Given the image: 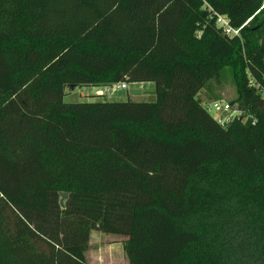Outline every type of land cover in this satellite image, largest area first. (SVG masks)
I'll return each instance as SVG.
<instances>
[{
    "label": "trees",
    "instance_id": "16d2710c",
    "mask_svg": "<svg viewBox=\"0 0 264 264\" xmlns=\"http://www.w3.org/2000/svg\"><path fill=\"white\" fill-rule=\"evenodd\" d=\"M226 67L251 118L223 126L198 94ZM121 82L155 101L64 102ZM258 86L264 0H0V264H89L91 230L129 264H264Z\"/></svg>",
    "mask_w": 264,
    "mask_h": 264
},
{
    "label": "rangeland",
    "instance_id": "374dc122",
    "mask_svg": "<svg viewBox=\"0 0 264 264\" xmlns=\"http://www.w3.org/2000/svg\"><path fill=\"white\" fill-rule=\"evenodd\" d=\"M214 81V80H213ZM211 84V83H210ZM214 89H202L198 98L202 105H211V101L219 95L222 99L231 101L236 98V89L231 79L229 68H224L222 78L219 82L213 83ZM98 92H103L99 94ZM156 86L153 82H129L127 88L116 91L113 95L104 86H78L72 88L66 86L64 102H124L132 101H155ZM59 197V203L61 201ZM67 199V198H66ZM66 199H64V204ZM63 204V205H64ZM61 205V203H60ZM127 238L121 235L104 234L98 230H91L88 250L86 252L89 264H129L124 251V242Z\"/></svg>",
    "mask_w": 264,
    "mask_h": 264
},
{
    "label": "built area",
    "instance_id": "2783aa9c",
    "mask_svg": "<svg viewBox=\"0 0 264 264\" xmlns=\"http://www.w3.org/2000/svg\"><path fill=\"white\" fill-rule=\"evenodd\" d=\"M211 10L216 16L217 27H219L224 34L230 37L238 36L240 34V28L232 27L226 15H223L216 10L213 9ZM106 87L111 93V95H113L116 91L127 88V83L121 82ZM98 93L102 94L103 92H98ZM260 93L264 97L263 88L260 89ZM211 102H212L211 105L208 104L206 106L207 112L211 114L217 120V122L223 126L228 125L234 119H241L242 116H244L243 111L240 110L236 104H231L230 101H227L225 99H220V100H213ZM250 118H251L250 115L244 116L243 122H247L248 119ZM252 120L255 121V119Z\"/></svg>",
    "mask_w": 264,
    "mask_h": 264
},
{
    "label": "water",
    "instance_id": "95a60500",
    "mask_svg": "<svg viewBox=\"0 0 264 264\" xmlns=\"http://www.w3.org/2000/svg\"><path fill=\"white\" fill-rule=\"evenodd\" d=\"M71 87L72 88H75L76 86L75 85H71ZM68 197V193L67 192H61V201H60V203H61V205H63L64 204V199H66Z\"/></svg>",
    "mask_w": 264,
    "mask_h": 264
}]
</instances>
